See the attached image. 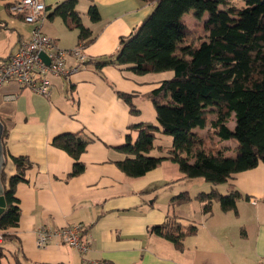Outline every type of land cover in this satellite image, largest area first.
Listing matches in <instances>:
<instances>
[{
	"label": "crops",
	"instance_id": "0c3cea01",
	"mask_svg": "<svg viewBox=\"0 0 264 264\" xmlns=\"http://www.w3.org/2000/svg\"><path fill=\"white\" fill-rule=\"evenodd\" d=\"M15 1L0 0V63L20 41L30 40L34 29L8 11L6 5ZM60 1L42 0L45 14L40 29L56 40L58 48L70 50L77 45V36L74 44L64 40H70L75 29L69 30L60 17L46 18ZM90 3L97 6L100 20L91 22L86 17L87 23L83 21L96 38L82 50L97 61L115 54L120 36L129 34L152 6L141 0H78L77 10L86 16ZM142 75L110 65L98 70L85 63L74 74L52 77L49 97L15 81L0 88V121L8 131L3 172L6 178L18 174L11 157H24L31 165L23 169V179L14 189L20 217L9 230L13 237L0 244L1 264H13V255L45 264H264L262 164L225 182V193L235 189L248 196L237 201L236 212L222 211L213 203L210 213H204L193 197L205 192L200 189L219 191L217 186L184 177L176 163L164 160L141 177H129L117 165L124 157L118 147L128 136L135 139L136 132L129 126L138 123L140 109L134 104L138 112H132L116 92L131 94L132 100L144 97L160 81ZM62 133L86 141L80 155L84 170L78 175H70L74 159L51 143ZM158 185L164 188L161 196L154 190ZM180 192L192 199L172 205V197ZM168 216L196 227L180 248L150 232L151 226L162 224ZM73 224L83 227L88 243L85 254L66 244H36L39 227Z\"/></svg>",
	"mask_w": 264,
	"mask_h": 264
},
{
	"label": "trees",
	"instance_id": "16d2710c",
	"mask_svg": "<svg viewBox=\"0 0 264 264\" xmlns=\"http://www.w3.org/2000/svg\"><path fill=\"white\" fill-rule=\"evenodd\" d=\"M141 1L151 3L153 8L129 34L120 36L117 52L99 61L86 62L98 70L110 65L138 75L172 72L171 78L160 81L145 94L154 106L156 124L150 121L130 124L136 136L134 140L128 136L118 147L124 157L117 165L127 176L141 177L162 161L170 160L177 164L184 177L200 178L214 185L225 183L234 174L259 164L264 166V0ZM77 3L78 0H62L46 18L60 17L69 30H77L76 46L82 48L93 43L96 35L83 23ZM189 11L199 18L203 13L208 14L201 25L208 34L197 43L188 40L190 32L183 15ZM11 14L23 20L22 15ZM86 17L91 22L100 20L94 3L89 4ZM116 94L132 112H138L131 103V94L120 91ZM229 122H234L233 128ZM195 128L207 131L202 136ZM155 132L172 138L164 156L146 154L154 145ZM7 133L4 126L3 151ZM233 141L237 145L235 157H228L227 150L234 148ZM51 143L74 159L71 176L84 170L80 155L86 141L79 135L62 133L54 136ZM11 159L19 171L9 178L1 172L5 200L0 213L3 241L13 237L9 230L18 225L20 209L14 189L23 179V169L31 166L24 157ZM243 197L248 198L235 189L225 194L212 189L199 192L193 198L202 204L204 213H210L213 203H218L222 211L236 212L237 201ZM191 199L187 192H180L170 202L181 204ZM195 230V226L184 224L176 216H168L162 224L150 227V232L168 239L178 248L185 236ZM3 256L0 247V264ZM13 264L45 263L13 255Z\"/></svg>",
	"mask_w": 264,
	"mask_h": 264
},
{
	"label": "built area",
	"instance_id": "2783aa9c",
	"mask_svg": "<svg viewBox=\"0 0 264 264\" xmlns=\"http://www.w3.org/2000/svg\"><path fill=\"white\" fill-rule=\"evenodd\" d=\"M8 10L23 16L26 23L34 24L30 40L20 41L16 51L0 63V88L9 81H15L21 88H28L45 97L52 90V77L74 74L90 59L81 47L70 50L58 48L55 39L44 34L40 23L44 19L45 4L42 0H18L9 4ZM45 54V61L41 54ZM68 59L73 61L68 65ZM83 227L73 224L62 228L39 227L36 230V244L44 247L48 243L66 244L78 250L82 255L88 250V243L83 239ZM3 232L0 231V244ZM91 264H101L92 261Z\"/></svg>",
	"mask_w": 264,
	"mask_h": 264
},
{
	"label": "rangeland",
	"instance_id": "374dc122",
	"mask_svg": "<svg viewBox=\"0 0 264 264\" xmlns=\"http://www.w3.org/2000/svg\"><path fill=\"white\" fill-rule=\"evenodd\" d=\"M152 8H153V5L151 6V9ZM78 10H80V9L78 8ZM82 16H83V21L85 23H87L86 16L85 15H82ZM207 17H208L207 13H203L200 18L196 17L193 11H189V12H187V13H185L183 15V19L185 20V22L188 25V30L190 32V34L188 36V40L191 43H197L200 38L205 39L204 36H206L208 34V32L205 31L201 27V25L207 19ZM31 25H33L35 27L34 24H31ZM31 35H32V32H31ZM76 36H77V31L74 30L73 32H70V40H64V41L70 42V44H74L76 42ZM75 46H73L71 48H74ZM146 75H154V76H151V77H155V78L159 79V81H162L164 79L171 78L172 77V72L166 70V71H163V72H152L151 74H146L145 73V75H142V76L144 78H146ZM131 103L133 105L136 104L138 106V108L140 109L138 122L150 121V122L156 124L154 106H153L151 100L147 96L140 97L139 99H133V100H131ZM210 122H211V119H210L209 113H208L206 115L207 126L210 125ZM228 125H229L230 128H233L234 122H229ZM195 130L202 136L207 131V130L206 131H202V129H200V128H195ZM171 142H172V138L168 134H165V133H162V132H155L154 133V145L146 154H149L151 156H164V155L167 154L168 150L170 149ZM226 143L229 146L232 145L231 142H226ZM233 143H234V148L233 149L229 148V150H227V156L228 157H235V147L237 145H236L235 141H233ZM205 185H210V186H213V187H215V185H216L218 190H219L218 192L221 193V194H225V191H226V187L224 186L225 183H219V184H215L214 185V184H211V183L207 182ZM154 190L156 191L158 196H161V194L164 193L163 186H159L158 185V186L154 187ZM200 190H205V192H207V191H209L211 189L205 188V189H200Z\"/></svg>",
	"mask_w": 264,
	"mask_h": 264
},
{
	"label": "water",
	"instance_id": "95a60500",
	"mask_svg": "<svg viewBox=\"0 0 264 264\" xmlns=\"http://www.w3.org/2000/svg\"><path fill=\"white\" fill-rule=\"evenodd\" d=\"M41 57L47 61L45 54H41ZM4 129L3 123L0 121V213L4 210L5 207V200L3 195V186L1 183V172L3 170V167L5 165V157H4V151H3V145L1 141L2 132Z\"/></svg>",
	"mask_w": 264,
	"mask_h": 264
}]
</instances>
